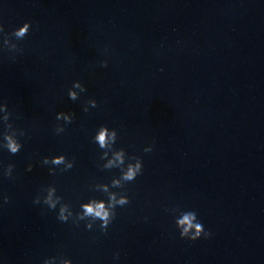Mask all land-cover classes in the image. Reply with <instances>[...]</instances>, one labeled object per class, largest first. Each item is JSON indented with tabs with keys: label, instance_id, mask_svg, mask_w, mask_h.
<instances>
[{
	"label": "clouds",
	"instance_id": "obj_1",
	"mask_svg": "<svg viewBox=\"0 0 264 264\" xmlns=\"http://www.w3.org/2000/svg\"><path fill=\"white\" fill-rule=\"evenodd\" d=\"M22 34H23V32L18 33V35H22ZM98 140H99L101 146H103V145H104V142H105V136H104L103 134H101V135L98 137ZM7 147H8V149L10 150V152H11L12 154H15V153H17V151H18L19 145L15 144V143H13V142H9L8 145H7ZM54 162L59 163L60 160H56V161H54ZM133 175H134V173L130 171L129 174H128V176H127L126 178L131 179ZM5 202H7V199L5 200ZM93 211H95V214H96L97 216H101V217H103V216H106V215H107V214L104 212V210H103V205H102V204L97 205L95 209H93L91 206H86V212H87V213H93ZM180 223H181V224L189 223V225H190L189 218L186 216V217L184 218V220L180 221ZM190 226H191V225H190ZM197 227H199V225H197ZM186 231H187V229L185 230V232H186ZM184 235H185V233H182V234H181L182 237H183ZM209 235H210V233H206V234H205V238H207ZM189 238L192 239V240H197V239H199V234L193 235V236H191V237H189Z\"/></svg>",
	"mask_w": 264,
	"mask_h": 264
}]
</instances>
